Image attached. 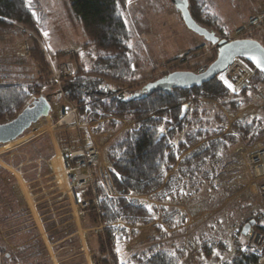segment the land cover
Wrapping results in <instances>:
<instances>
[{"label": "trees", "instance_id": "16d2710c", "mask_svg": "<svg viewBox=\"0 0 264 264\" xmlns=\"http://www.w3.org/2000/svg\"><path fill=\"white\" fill-rule=\"evenodd\" d=\"M128 1L68 0L76 21L89 36L90 50L96 56L89 58L87 69L78 64L74 75L65 78L59 89L55 87L46 55L34 41L29 51L38 64L39 76L34 78L25 71L24 75L17 72V66L11 60L14 48L9 40L14 37V32H24L12 28V24L33 26L35 11L27 0H0V34H11L9 40L0 39V43L4 42L0 47V122L19 112L31 95L40 96V90L45 86L51 88L42 94L48 100L69 102L77 107L79 122L98 121L94 133L113 131L123 120H134L133 125L119 131L106 145L110 167L104 175L106 186L99 190L100 212H96L92 203L83 208V226H103L97 232L90 230L83 234L87 249L96 253L93 257L96 264H255L257 256L242 249V220H255L257 226L264 221V207L253 208L242 220L241 213H237L239 220L234 218V213H229L226 225L222 221L215 227L203 223L194 231L189 226L190 234L185 238V229L175 228L179 210L166 203H194L221 192L229 180L227 169L237 161L242 150L240 142L249 145L264 135V118L258 115L236 119L231 124V133H222L227 118L219 105L201 98L217 101L229 111L237 110L240 103L227 100L233 92L217 76L188 89H147V81L136 85L145 56L139 38L132 34L126 21ZM187 2L195 22L215 31L219 23L218 17L210 12V0ZM25 61L28 60L25 58ZM247 64L254 71L253 83L264 84V75L249 62ZM135 93L139 96L134 97ZM212 109L216 112L213 119L204 120ZM0 174L7 178L12 176L1 166ZM111 191L120 195L113 196ZM131 193L147 195V199L133 197ZM10 196L17 202L8 200V192L0 187V219H13L26 213L22 198L16 192H11ZM155 202L160 204L155 205ZM148 205H151V211ZM154 213H160L162 223L171 231L167 232L157 223L151 225L152 234L139 241L133 250L122 251L130 238L137 235V230L132 227L149 224ZM118 220L126 226L113 225ZM45 229L50 243L58 242L54 249L69 246V250L59 252V257L76 255L65 260L67 264L84 263L77 234L70 236L75 232L72 224H62L55 230ZM33 241L35 254L27 263L19 264L31 261V264H45L38 258L39 249L44 253L46 264H51L42 241L39 238ZM71 243L73 248H70ZM3 248L0 246V253ZM78 254L81 261L76 258ZM8 259L6 264L13 261V256Z\"/></svg>", "mask_w": 264, "mask_h": 264}, {"label": "rangeland", "instance_id": "374dc122", "mask_svg": "<svg viewBox=\"0 0 264 264\" xmlns=\"http://www.w3.org/2000/svg\"><path fill=\"white\" fill-rule=\"evenodd\" d=\"M27 3L35 11L33 12V17L36 19L34 25L29 27L20 23L12 24V28H16L17 31L19 29L24 32V34H20L19 31L18 33L14 32V37L12 39H10L11 34H0V39H2L1 41L10 39L9 42L11 47L14 48V51L12 52V54H14V58L11 60L15 62L17 66V72L20 75H24L26 72L30 75L33 74L32 76L34 78L38 77V64L33 61L31 51H29V46H32L33 41L40 45L41 50L45 55L47 54L45 49L48 48L51 52V55L53 54V56L50 57L52 65L49 63V59L46 55L50 72L53 71L52 68H54L55 71L58 64L63 61H67V63L71 66V69L75 71L78 64L80 63L85 69H87L89 58L93 57V59H95L96 55L93 53V51L91 52L92 49L89 45V36L85 33L82 25L76 21L75 16L69 7L68 0H27ZM209 6L212 8V11L210 12L218 17L217 21L219 24L216 26L215 31L211 30V28L208 26L203 27L209 31H213L216 35L222 33L225 35L221 37L232 38L233 35H235L234 32L238 27L247 26L250 16L264 13V0H210ZM125 16L128 27L131 29L132 34L135 33L137 38H139V44L142 48V53H144L145 56V61L143 60L144 63L141 61V76L135 83L136 85L143 84L145 80L151 82L152 79L159 77L162 72L159 70L162 69L161 67L163 64L176 68L170 69V71L178 70L177 68L181 70H192L201 64L210 63V60L214 59L215 57L216 51L207 53L209 43H205L201 36L193 33L185 26L179 10L170 2V0H129L126 4ZM45 33L47 35H45ZM18 34L19 36H17ZM263 34L264 27L261 31L255 30V32L251 33L249 37L256 38L262 44ZM46 42L48 46L45 44ZM3 44L4 42H1L0 47L4 46ZM262 45H264V43ZM26 46L28 48L29 54L23 50V47ZM64 50H75L77 52L67 56L63 54ZM9 54L12 56L11 53ZM48 55L50 56V54ZM25 58L28 60L27 62L25 61ZM219 74L217 75L218 79H220L222 76ZM32 76L31 79H33ZM256 86L264 88L263 83H256ZM55 87H57V85ZM50 89L51 88L49 86H45V88H43L41 91L47 92ZM229 91L233 92L230 89ZM33 96L36 98L39 95H32V97L27 100L26 104L33 99ZM201 100H207L219 105L221 113L225 115L228 121L224 125V130L222 133L229 131L231 129V124L237 118L250 115H262L264 118V106L262 104L257 105L251 103L255 100L252 99L250 94H248L246 91H244V95L240 97H235L233 93L231 97L227 99L231 101H239L240 107L234 111H229L224 105H221L217 101L205 98H201ZM49 101L51 102V100ZM62 102L63 105H65L64 101L57 103L53 99L51 103H54L53 106L57 104L56 109H54V111L51 109L48 116L40 118L21 136L10 142L11 146L8 148H3L4 145L0 144V164L9 167L12 171L10 172L9 170L5 169L12 175L8 178L0 174V187L4 190V192L7 190L11 191L14 188L19 197L22 198V208L24 212L26 210V213H24L21 217L16 218L15 221L11 222H16L17 224L14 227V230L19 229L24 225L29 226L30 230L26 232L28 235H33L35 232V227H33L35 224L38 227L39 225L36 221V218L34 220L33 216H31V212L28 207L29 203L26 201V196L22 191L18 177L14 174L13 170H16L19 173L21 179L26 184V188L33 202L38 219L40 218L39 221L43 227L42 230L44 229L45 235V228L55 230L56 227L62 224H66V226H68V224H72L75 232L70 234V236H73L74 234H77V236H80L79 234H81L83 236L84 232L86 231L92 230L93 232H97L98 230H101L98 226L99 224L87 227L82 225V222H84V217L77 213L79 210L78 208H75L74 202L70 199L68 193L69 187L66 178L64 177L66 184L64 186H60L55 175L53 174L50 161L55 155L56 147L62 151L61 146L63 147V142L68 141L72 143V141H76L75 137L78 135L75 129L68 127L70 126L69 124H56V121H58L62 116L60 112V106H58V104ZM184 104H186V102ZM250 104L254 106L255 111L253 113L251 110H249V113H247L246 107ZM209 108L210 106H208V109ZM18 113L19 112H17L12 118H14ZM215 113V110L212 109V111H210L206 117H203V119L212 120V116L214 117ZM227 114H229V119ZM229 120H233L230 125ZM81 136L84 135L82 134ZM101 141L104 142L105 140L102 139ZM108 142L109 141H105V146L108 144ZM240 144H243L241 147L242 150H240L237 155V161L230 165V167L227 169L226 174L229 180L224 184L223 190L217 194H213L214 196L210 197L208 200L205 197L200 201L198 200L197 202H194L195 204L192 206L191 210L188 207V205H191V203H185L184 207L185 209L188 207L187 216H189L190 221L187 223V226L184 227L186 230L183 233V237L187 238L189 236V232L191 230L189 229V226H192V231H194L199 225L201 226L203 223L209 225L213 224L215 227L217 223L222 224V221L226 225L229 222V213H234V218L237 220H239L237 213H241L242 218L240 219L242 220L250 214L255 204L258 205L257 208L260 206L261 208L264 207V202H262L260 195L255 192L257 183L255 184L250 180L245 166H243L242 162L240 163V155L242 152L254 145L257 146L264 144V135H262L252 144L248 145L242 141ZM12 153L15 154L11 156ZM104 154L106 155L105 150ZM49 155H51V157L47 158ZM38 156H43V158H37ZM100 160L102 159L100 158ZM216 207H218V209ZM98 208L100 209V203ZM240 208H243L245 211H239ZM242 221L243 224L246 223L244 220ZM239 223L241 222L239 221ZM262 223L264 224V221H262ZM36 232L38 233V230ZM44 232L42 231V233ZM28 237L29 236L26 238ZM41 238L40 240L42 241ZM46 238L47 240L45 239L42 241V243L44 244L47 255L51 260L50 263L60 264V262H62L61 260H63V257L59 258V252L65 249L69 250V246H64L59 250H56L54 249V245H56L58 242L50 244L47 235ZM78 238L81 239L80 237ZM30 241L31 238L27 240L25 246L13 249L11 246L6 244L1 245L4 246V248L3 252L0 253V264L7 263L10 260L8 257L14 256L13 254H15L17 257H21L22 261L27 263L29 259L32 258V254H35L34 251L36 252L35 245L33 244L34 241ZM81 242L78 243V246L80 249V254L83 256V259L86 262L85 264H96L93 258L94 255L91 257V252L85 251L86 253H84V251L81 249L83 241ZM83 247L85 248L84 244ZM70 248H73V243H71ZM20 249L22 252L19 253L17 250ZM37 253L41 263L46 264L47 261L42 249L37 250ZM80 254H78L79 257H77L78 261H81ZM31 263L32 261L29 264ZM63 264H66V262Z\"/></svg>", "mask_w": 264, "mask_h": 264}, {"label": "built area", "instance_id": "2783aa9c", "mask_svg": "<svg viewBox=\"0 0 264 264\" xmlns=\"http://www.w3.org/2000/svg\"><path fill=\"white\" fill-rule=\"evenodd\" d=\"M263 27L264 13L252 15L248 19L247 26L238 27L234 32L236 36L233 35L232 38L236 39L245 37L255 30H261ZM23 50L28 53L27 46L23 47ZM211 51H215V46H211L207 49V53H210ZM76 52L77 51L75 50H68L64 54L69 56ZM47 57L49 59V63L52 65L50 57ZM206 67L207 64H201L195 69V72L202 73L205 71ZM170 69H173V67L163 64L161 75L168 73ZM52 70V78L59 89L65 78L72 77L74 75V70L71 69V66L67 63V61L60 62L57 66V69L54 71V68H52ZM37 73L39 76L40 71L38 70ZM219 75H222L221 77H224L235 87L236 90L233 91L235 97L244 95V91H246L248 94H250L252 99L255 100L251 103L257 105L262 104L264 106V88L258 87L253 83L254 71L248 67L247 63L243 59L235 58L232 64L229 65ZM221 81L223 82V80ZM66 103V106L62 107L61 109L62 116L58 121H56V124H69L72 127H77L79 123L76 118L77 107L72 103ZM76 141V143H70L68 141L63 142L64 144L61 151V161L64 175L73 197L75 208H78L79 211L77 213L83 217V208L87 203H92L96 209V212H100L98 208L99 190L100 187L105 188L106 185L104 184V179L102 176H99L98 178L94 177L93 167L95 164H97V159L99 156L104 153L105 141H100L98 143L91 141L86 134H84V136H78ZM241 162L243 166H245L250 180L255 184L257 183L255 192L260 195L262 202H264V144L257 146L254 145L242 152L240 155V163ZM110 194L116 196V193L112 191ZM131 196L139 197L133 193H131ZM121 224L123 223L118 221L113 225L119 227ZM102 227L103 226H99L100 229H102ZM242 249L257 256V261L255 264H264L263 223H260L257 226L253 225L249 227L247 233L244 235ZM117 253L119 254L120 251H117Z\"/></svg>", "mask_w": 264, "mask_h": 264}, {"label": "water", "instance_id": "95a60500", "mask_svg": "<svg viewBox=\"0 0 264 264\" xmlns=\"http://www.w3.org/2000/svg\"><path fill=\"white\" fill-rule=\"evenodd\" d=\"M170 2L179 10L185 26L193 33L201 36L204 41L214 44L217 54L204 72L197 74L189 70L173 71L153 82H148L145 85L147 89H188L200 86L216 77L218 73L224 71L236 57L243 58L264 75V70L258 68L256 63L251 59L253 56L264 57V46L259 41L251 38L219 39L214 32L208 31L195 22L188 11L187 0H170ZM136 96H139V93H135L134 97ZM185 108L186 105L183 106L184 110ZM50 111L51 105L47 98L40 95L32 99L14 118L0 122V144L7 145L8 142L17 139L40 118L48 116ZM254 224L255 220H250L243 224L241 227L242 235H245L249 227Z\"/></svg>", "mask_w": 264, "mask_h": 264}, {"label": "crops", "instance_id": "0c3cea01", "mask_svg": "<svg viewBox=\"0 0 264 264\" xmlns=\"http://www.w3.org/2000/svg\"><path fill=\"white\" fill-rule=\"evenodd\" d=\"M201 26V25H200ZM203 27V26H202ZM263 29V28H262ZM208 30V29H207ZM209 31V30H208ZM261 31V30H260ZM211 32H213V31H211ZM217 36V35H216ZM218 38H220L221 36H217ZM253 38V37H252ZM263 41H262V44L264 43V34H263ZM253 39H255V40H257L256 38H253ZM257 41H259V40H257ZM205 43H209V42H206V41H204ZM204 45V44H203ZM210 45H212L211 43H209L208 44V46H210ZM264 46V45H263ZM56 56V55H55ZM50 102V101H49ZM52 102V101H51ZM50 102V105L52 104ZM61 102V101H60ZM57 103H59V102H57ZM54 105V103L51 105V109H52V111H54V109H56V105L55 106H53ZM58 106H60V112H61V109H62V107H64V106H66V103H65V105H63V102L62 103H60V104H58ZM246 109H247V113H249V110H251L252 111V113L255 111V109H254V106L253 105H249V106H247L246 107ZM257 115V114H256ZM77 116V115H76ZM250 116H255V115H250ZM227 117H228V119L230 118L229 117V114H227ZM244 117V116H243ZM242 118V117H241ZM237 119H239V118H237ZM77 120H78V117H77ZM128 121V122H127ZM127 121H122V123H121V125H120V127L119 128H117V129H115V130H104V131H101V132H99V133H94L93 132V128H94V126L96 125V122H98V121H91V122H79L78 123V126L77 127H72V126H68L69 128H73V129H75V131H76V133H78V135H77V137L78 136H81L82 134L84 135V134H86L87 135V137L89 136V138H90V140L91 141H94V142H100L102 139L103 140H105V141H110L119 131H121L122 129H124V128H128L131 124H133L134 123V120H127ZM233 122V120H229V125L231 124ZM67 128V127H66ZM64 129V128H63ZM226 133H231V129L229 130V131H227ZM77 137H75L76 138V140H77ZM76 143L77 141H72V143ZM102 142V141H101ZM61 148H62V146H61ZM106 148V146L104 147V149ZM15 153H12L11 154V156H13ZM6 157V156H5ZM100 158L102 159V160H100ZM22 163V162H21ZM21 163H19V164H21ZM8 164V163H7ZM18 164V165H19ZM4 169H7V170H9L10 172H12L11 171V169L9 168V167H7V166H3V164H0ZM101 165V166H100ZM9 166V165H8ZM10 166H12V165H10ZM96 167H97V169H96ZM110 167V164H109V162H108V160H107V158H106V155L103 153L102 155H100L99 156V158H98V162H97V164L95 165V168L93 167V175H94V177L95 178H98L99 176H102L103 177V179H104V184H105V171H106V168H109ZM169 173H167V175H168ZM115 190V189H114ZM7 192H8V200H10L11 202H14V203H16L17 201H16V199L14 200L13 199V197L12 196H10V193L11 192H16V190H14V188L10 191V190H7ZM115 193H116V196H119L120 194L119 193H117L116 191H115ZM22 194H23V192H22ZM224 195H228V194H224ZM142 198H146L147 199V195H143L142 196ZM228 198V197H227ZM26 200V199H25ZM27 201V200H26ZM149 203L150 204H152L153 203V201H151V200H149ZM257 203V202H256ZM155 205H159L160 203H158V202H155L154 203ZM194 204L195 203H191V205H188V207H189V209L191 210V208H192V206H194ZM245 204H246V202H245ZM166 205H171V206H173V207H175V208H177L178 210H179V221L177 222V226L175 227V228H184V227H186L187 226V223L190 221V218H189V216H187L188 215V212H187V209H188V207H186V209H185V207H184V205H185V203H179V202H175V203H166ZM255 206L256 207H258V205H256L255 204ZM254 206V208H256ZM28 207H29V209H30V212H31V216H33V218H34V220H35V216H34V214H33V212H32V210H31V208H30V206L28 205ZM217 209H218V207H216ZM215 208V209H216ZM214 209V210H215ZM153 221L152 222H150L149 224H138V225H136V226H134V227H132V228H135L136 230H137V235L136 236H134V237H131L130 238V240H129V242L125 245V247H123V249H122V251H124V252H128V251H131V250H133L135 247H136V245H137V243L139 242V241H141V240H143L144 238H146L147 236H149L150 234H152V232H151V229H150V226L151 225H154V224H160V225H162V227L167 231V232H170L171 230L170 229H168L163 223H162V220H161V217H160V213H154V215H153ZM16 218H19V217H16ZM16 218H13V219H6V220H3V219H0V246L1 245H3V244H6V245H9V246H11V248L13 249V248H20V247H23V246H25V244H26V242H27V240H29V238H31V241H33L34 239H36V238H41L42 239V241H44L45 239L47 240V238H46V235H45V232H44V229L42 230L41 228H39L38 226H36V224L33 226V227H35V229H34V233H33V235H28V234H26V232L28 231V230H30V227L29 226H22L21 228H19V229H16V230H14V227L17 225L16 224V222H14V223H12L11 221H15V219ZM40 219V218H39ZM41 224V223H40ZM123 225L124 226H126L124 223H123ZM243 226V225H242ZM42 227V226H41ZM127 227H129L130 228V226H127ZM37 228V229H36ZM43 228V227H42ZM41 229V230H40ZM185 229V228H184ZM38 230V233L36 232ZM186 230V229H185ZM42 231L44 232V233H42ZM4 232H5V234H4ZM42 234H44V235H42ZM3 235V236H2ZM80 236H78V237H80L81 239H79V242H81V241H84V237L81 235V234H79ZM27 236H29L28 238H26ZM69 237V236H68ZM26 238V239H25ZM67 238V237H66ZM66 238H63V240L64 239H66ZM30 241V242H31ZM82 243V242H81ZM51 244V243H50ZM53 244V243H52ZM83 244H84V246H85V248L83 247ZM83 244H82V250L84 251V253H86L85 251H87V252H91L92 253V255H91V257H93V255H95L96 253L94 252V250H88L87 249V247H86V244H85V241L83 242ZM19 253L20 252H22V250L20 249V250H17ZM17 251H15V252H17ZM84 253L82 252V254L84 255ZM14 256H13V261H11L10 262V264H19V262L20 263H25V262H23L22 261V259H21V257H17L15 254H13ZM73 256H76V255H71V256H69V257H65V256H63V260H61V261H63V262H65V260H67V259H69V258H72ZM85 257V256H84ZM59 258H61V257H59ZM77 258V257H76ZM86 262L84 261V263H81V264H85ZM6 264V263H5ZM67 264V263H66ZM214 264V263H213Z\"/></svg>", "mask_w": 264, "mask_h": 264}, {"label": "bare ground", "instance_id": "6f19581e", "mask_svg": "<svg viewBox=\"0 0 264 264\" xmlns=\"http://www.w3.org/2000/svg\"><path fill=\"white\" fill-rule=\"evenodd\" d=\"M219 39H227V40H234L233 38L231 37H220ZM217 54V52H216ZM14 141V140H13ZM12 142V141H11ZM9 146H11V143L8 142L7 145H4L3 148H8ZM51 167H52V170H53V174L55 175L56 177V180L58 182V184L61 186H64L66 183H65V175H64V171H63V166H62V161H61V151L59 150L58 147H56V152H55V155L51 158ZM14 174L18 177V180H19V183H20V186L22 188V191L24 192L25 196H26V199L30 205V208L32 209V212L36 218V221L38 223V225L40 226V228L42 229L41 227V224H40V221L38 219V216H37V213L34 209V205H33V202L30 198V195L28 193V190L26 188V184L25 182L21 179L19 173L16 171V170H13ZM63 172V173H62ZM69 193V196H70V199L73 201V197L71 195V192L70 190L68 191ZM70 200V201H71ZM74 202V201H73ZM77 220V219H76ZM84 242V241H83Z\"/></svg>", "mask_w": 264, "mask_h": 264}, {"label": "snow or ice", "instance_id": "6c2138e0", "mask_svg": "<svg viewBox=\"0 0 264 264\" xmlns=\"http://www.w3.org/2000/svg\"><path fill=\"white\" fill-rule=\"evenodd\" d=\"M45 35H47V34L45 33ZM251 59L256 63V66L258 68H260L261 70H264V57H256V56H253V57H251ZM221 80L224 81L225 85L230 90H232V91H235L236 90L235 87L230 82H228L224 77H221ZM160 131L163 132L164 129L161 128ZM147 207H148L149 211H151V205H148ZM119 250L120 249L118 248L117 251H119ZM216 254L219 255V253H216Z\"/></svg>", "mask_w": 264, "mask_h": 264}, {"label": "clouds", "instance_id": "9594fccd", "mask_svg": "<svg viewBox=\"0 0 264 264\" xmlns=\"http://www.w3.org/2000/svg\"><path fill=\"white\" fill-rule=\"evenodd\" d=\"M261 30H262V29H261ZM259 31H260V30H259ZM248 36H249V35H247V36H245V37H241V38H248ZM236 39H240V38H236ZM251 39H252V38H251ZM211 46H215V45L212 44V45H210L209 47H211ZM209 47H208V48H209ZM45 50L47 51V54H46L47 56H49L48 54H50L49 57H52V56H53V54L51 55L50 50H47V49H45ZM215 51H216V46H215ZM64 53H65V52H64ZM64 53H63V54H64ZM54 56H55V55H54ZM214 58H215V57H214ZM236 58H241V57H236ZM234 59H235V58H234ZM234 59H233V60H234ZM241 59H243V58H241ZM213 60H214V59L210 60V62L213 61ZM243 60H244V59H243ZM244 61L247 62L246 60H244ZM209 64H210V63L207 64V67H208ZM231 64H232V63H231ZM231 64H230V65H231ZM207 67H206V69H207ZM161 68H162V67H161ZM196 68H197V67H196ZM196 68H194V69H192V70L189 69V71H192V72L196 73V72H195V69H196ZM173 69H176V68H173ZM177 69H178V70H181V69H179V68H177ZM206 69H205V70H206ZM159 71H161V70H159ZM173 71H177V70L169 71V72L166 73V74L160 75L158 78H161V77H163V76H165V75H167V74H169L170 72H173ZM220 73H221V72H220ZM197 74H198V73H197ZM218 74H219V73H218ZM218 74H217V75H218ZM217 75H216V76H217ZM158 78L156 77V79H158ZM145 81H146V80H145ZM147 82H148V81H147ZM41 90H42V88H41ZM41 90H40V93H41V95H42V94H43V93H42L43 91H41ZM42 96H43V95H42ZM31 97H32V95H31L29 98H31ZM34 97H35V96H33V99H34ZM142 196H143V195H141V196H139V197H142ZM118 221H120V220H118ZM118 221H117V222H118ZM115 223H116V222H115ZM122 223H123V222H122ZM113 224H114V223H113ZM121 225H123V224H121ZM119 251H120V250H119ZM120 253H121V251H120Z\"/></svg>", "mask_w": 264, "mask_h": 264}, {"label": "flooded vegetation", "instance_id": "af4514ba", "mask_svg": "<svg viewBox=\"0 0 264 264\" xmlns=\"http://www.w3.org/2000/svg\"><path fill=\"white\" fill-rule=\"evenodd\" d=\"M240 27H241V26H240ZM253 32H255V31H253ZM253 32H252V33H253ZM250 34H251V33H250ZM250 34H249V35H250ZM248 38H251V37L248 36Z\"/></svg>", "mask_w": 264, "mask_h": 264}]
</instances>
